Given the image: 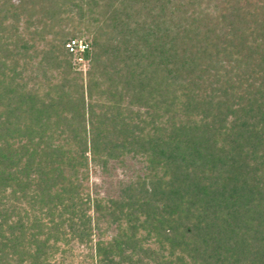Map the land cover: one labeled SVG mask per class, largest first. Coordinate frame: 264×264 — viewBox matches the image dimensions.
<instances>
[{
    "label": "trees",
    "instance_id": "1",
    "mask_svg": "<svg viewBox=\"0 0 264 264\" xmlns=\"http://www.w3.org/2000/svg\"><path fill=\"white\" fill-rule=\"evenodd\" d=\"M74 244L264 264V0H0V264Z\"/></svg>",
    "mask_w": 264,
    "mask_h": 264
},
{
    "label": "rangeland",
    "instance_id": "2",
    "mask_svg": "<svg viewBox=\"0 0 264 264\" xmlns=\"http://www.w3.org/2000/svg\"><path fill=\"white\" fill-rule=\"evenodd\" d=\"M77 68L82 69L84 72L88 69V61L84 60H77ZM136 165V162H134L131 166L134 167ZM140 165L137 164L136 167H139ZM131 171L133 172V168H131ZM119 175H115L113 172L111 175L104 174L99 168H95L91 172V186L93 189H97L102 192L103 195H107L114 189V183L116 180L120 177H123L125 175V172L123 169H120L118 171ZM74 259L68 260V264H85L83 260V254L86 253V250L83 246H80L78 244H74ZM73 261V262H72Z\"/></svg>",
    "mask_w": 264,
    "mask_h": 264
},
{
    "label": "built area",
    "instance_id": "3",
    "mask_svg": "<svg viewBox=\"0 0 264 264\" xmlns=\"http://www.w3.org/2000/svg\"><path fill=\"white\" fill-rule=\"evenodd\" d=\"M67 47L72 52L84 51L87 48V44L83 40H72L67 44Z\"/></svg>",
    "mask_w": 264,
    "mask_h": 264
}]
</instances>
